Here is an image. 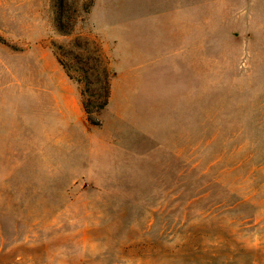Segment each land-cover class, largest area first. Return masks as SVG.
<instances>
[{
    "label": "rangeland",
    "instance_id": "obj_1",
    "mask_svg": "<svg viewBox=\"0 0 264 264\" xmlns=\"http://www.w3.org/2000/svg\"><path fill=\"white\" fill-rule=\"evenodd\" d=\"M39 53L103 63L115 147L0 188V264H264V0H0V75Z\"/></svg>",
    "mask_w": 264,
    "mask_h": 264
},
{
    "label": "crops",
    "instance_id": "obj_2",
    "mask_svg": "<svg viewBox=\"0 0 264 264\" xmlns=\"http://www.w3.org/2000/svg\"><path fill=\"white\" fill-rule=\"evenodd\" d=\"M40 65L45 72L35 70ZM28 68L9 81L0 75V188L13 180L16 193L27 195L39 180L93 178L102 144L115 147L113 128L106 126L104 140L103 127L88 125L74 83L53 58L39 53ZM123 91L112 89L110 101Z\"/></svg>",
    "mask_w": 264,
    "mask_h": 264
},
{
    "label": "trees",
    "instance_id": "obj_3",
    "mask_svg": "<svg viewBox=\"0 0 264 264\" xmlns=\"http://www.w3.org/2000/svg\"><path fill=\"white\" fill-rule=\"evenodd\" d=\"M58 61L64 68L67 76L74 79L77 83H82L83 87L80 91L82 96V107L86 115V119L90 125H98L99 121L95 118V114L102 110L108 103L109 98V79L108 72L103 63L99 65H83L81 62L80 66L75 69L78 75L71 72V67L63 63L59 58ZM98 70L97 74L93 71ZM96 72V71H95ZM93 75L94 80L92 79ZM96 84V92L89 88V85ZM95 92V93H94Z\"/></svg>",
    "mask_w": 264,
    "mask_h": 264
}]
</instances>
